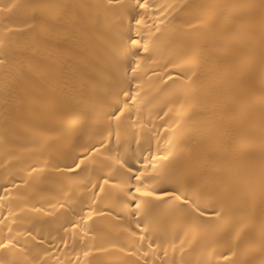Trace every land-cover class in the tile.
Wrapping results in <instances>:
<instances>
[{"label":"bare ground","instance_id":"6f19581e","mask_svg":"<svg viewBox=\"0 0 264 264\" xmlns=\"http://www.w3.org/2000/svg\"><path fill=\"white\" fill-rule=\"evenodd\" d=\"M0 264H264V0H0Z\"/></svg>","mask_w":264,"mask_h":264},{"label":"snow or ice","instance_id":"6c2138e0","mask_svg":"<svg viewBox=\"0 0 264 264\" xmlns=\"http://www.w3.org/2000/svg\"><path fill=\"white\" fill-rule=\"evenodd\" d=\"M137 22L139 23V21H137ZM134 43H136V42H134ZM136 191H137V192H140V189L137 188ZM141 195H144V196H153L154 193L146 192V193H141ZM163 195H168V193L165 192ZM157 198L159 199V198H162V197H157Z\"/></svg>","mask_w":264,"mask_h":264}]
</instances>
